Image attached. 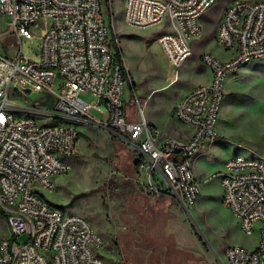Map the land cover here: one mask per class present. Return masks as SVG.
<instances>
[{"label":"built area","instance_id":"2783aa9c","mask_svg":"<svg viewBox=\"0 0 264 264\" xmlns=\"http://www.w3.org/2000/svg\"><path fill=\"white\" fill-rule=\"evenodd\" d=\"M219 1L123 0L122 15L138 29L167 23L169 30L159 35L158 44L177 80L202 35V17ZM104 5V0H0V15L10 19L18 39L13 57L0 54V215L9 230L0 239V264H108L102 254L105 242L93 225L41 194L72 171L69 159L84 128H101L127 144L137 155L138 183L192 210L201 197L192 159L220 137L226 79L264 59V0H233L215 35L231 58L222 62L203 53L200 62L211 71V82L192 88L173 110L175 120L189 128V139L159 142L158 130L143 111L126 107L127 75L113 51L114 18ZM35 39L39 53L29 55L23 42ZM11 85L25 98L53 95L54 104L51 109L37 102L18 104L10 99ZM88 95L96 101H86ZM137 114L140 119H134ZM219 179L223 204L245 234L259 238L255 249L227 247L217 263L264 264V160L234 156Z\"/></svg>","mask_w":264,"mask_h":264},{"label":"rangeland","instance_id":"374dc122","mask_svg":"<svg viewBox=\"0 0 264 264\" xmlns=\"http://www.w3.org/2000/svg\"><path fill=\"white\" fill-rule=\"evenodd\" d=\"M232 1L220 0L202 17V35L192 44L191 55L174 80L158 44L159 35L169 30L167 23L146 29L130 27L123 20V0H113L111 11L110 1L104 0L114 18L113 51L118 44L127 73L126 107L136 113L143 111L148 123L158 130L159 142L167 138L187 141L190 137L189 128L175 120L173 110L190 89L211 82V71L200 62L201 55L211 53L222 62L231 58L217 45L215 35ZM39 46V39L23 42L29 55L33 51L38 54ZM17 47L10 19L0 15V54L13 57ZM14 88L11 85L10 99L18 104L37 102L43 109L54 104L53 95L39 93L25 98ZM224 90L218 122L222 142L203 149L197 161L192 159L193 171L201 182V197L192 210L182 209L171 196L146 191L138 183L136 153L107 131L93 127L80 133L77 151L69 159L72 171L55 178L53 189L41 190V194L50 204L81 215L93 225L105 242L102 254L108 264H176L185 258L179 246L193 249L199 245L211 252L218 264L216 256L223 257L231 245L255 249L258 234H245L237 217L223 204L219 173L226 161L237 155L264 160V59L228 76ZM84 99L96 101L91 95ZM140 118L138 114L134 117ZM8 236L5 218L0 215V239ZM24 240L20 238V242Z\"/></svg>","mask_w":264,"mask_h":264},{"label":"crops","instance_id":"0c3cea01","mask_svg":"<svg viewBox=\"0 0 264 264\" xmlns=\"http://www.w3.org/2000/svg\"><path fill=\"white\" fill-rule=\"evenodd\" d=\"M245 67V66H244ZM191 90V89H190ZM189 90V91H190ZM186 92L185 95L187 93ZM184 95V96H185ZM183 96V98H184ZM182 98V99H183ZM181 99V100H182ZM154 127V126H153ZM217 130H218V124H217ZM219 133V132H218ZM220 135V133H219ZM222 142L220 140V137L214 141V142H211V143H207L200 151L199 153L193 158L194 161H197L203 154H202V150L205 149L206 147H209V148H212L214 147L216 144ZM179 252H183L182 254H184L185 258H183V260L179 261L177 260L176 261V264H208L209 263H212V264H215V261L211 255V252H207L206 249H204L202 246L199 245V247H195L193 249H188L186 247H178L177 248ZM186 249V250H184ZM181 250V251H180Z\"/></svg>","mask_w":264,"mask_h":264},{"label":"trees","instance_id":"16d2710c","mask_svg":"<svg viewBox=\"0 0 264 264\" xmlns=\"http://www.w3.org/2000/svg\"><path fill=\"white\" fill-rule=\"evenodd\" d=\"M107 2H108V0H107ZM108 12H109V11H108ZM113 41H114V42L116 41L115 36H114V38H113ZM115 47H116V56H117L118 62L120 63V65L124 66L123 56H122V53H121V51H120V49H119V45L117 44V45H115ZM126 75H127V73H126V71H125V76H126ZM132 97L135 98V93L132 95ZM132 100H133V98H132ZM2 216H3V215H2ZM3 217H4V216H3ZM195 235L199 238V236H198L196 233H195ZM199 240H200V242H202L200 238H199Z\"/></svg>","mask_w":264,"mask_h":264},{"label":"water","instance_id":"95a60500","mask_svg":"<svg viewBox=\"0 0 264 264\" xmlns=\"http://www.w3.org/2000/svg\"><path fill=\"white\" fill-rule=\"evenodd\" d=\"M27 93H30V90L29 89L27 90Z\"/></svg>","mask_w":264,"mask_h":264}]
</instances>
